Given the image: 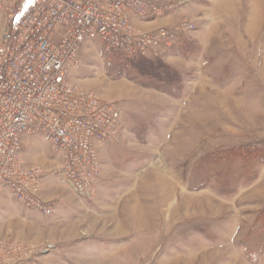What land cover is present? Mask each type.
<instances>
[{
    "label": "rangeland",
    "instance_id": "374dc122",
    "mask_svg": "<svg viewBox=\"0 0 264 264\" xmlns=\"http://www.w3.org/2000/svg\"><path fill=\"white\" fill-rule=\"evenodd\" d=\"M164 1L150 22L182 28L173 49L110 68L87 40L72 74L123 112L94 195L49 177L45 214L0 192V241L31 264H264V0ZM23 158L61 155L41 140Z\"/></svg>",
    "mask_w": 264,
    "mask_h": 264
},
{
    "label": "built area",
    "instance_id": "2783aa9c",
    "mask_svg": "<svg viewBox=\"0 0 264 264\" xmlns=\"http://www.w3.org/2000/svg\"><path fill=\"white\" fill-rule=\"evenodd\" d=\"M178 6L164 0H0V192L9 190L45 214L52 213L41 199L48 177L83 199L94 195L100 150L118 138L123 112L73 82L84 43L99 41L110 68L171 50L182 28L145 31L139 24ZM32 134L43 136L60 163L50 169L25 163L22 138ZM24 255L21 246L0 241V264H31Z\"/></svg>",
    "mask_w": 264,
    "mask_h": 264
},
{
    "label": "crops",
    "instance_id": "0c3cea01",
    "mask_svg": "<svg viewBox=\"0 0 264 264\" xmlns=\"http://www.w3.org/2000/svg\"><path fill=\"white\" fill-rule=\"evenodd\" d=\"M166 23H169L168 22V19H167V21L165 20V19H162V20H158V21H154V22H142V23H140L141 24V26L146 30V31H154V30H156L157 28H159L161 25H164V24H166ZM140 24H139V26H140ZM43 140V142L44 143H46L45 142V140H44V138H43V136L42 135H40V134H32V135H26V136H24L23 138H22V141H23V145H24V151H25V147H26V145L27 144H31L32 143V145L33 146H36L38 143H40V141L41 140ZM47 144V143H46ZM48 145V144H47ZM39 147L41 148V149H43L40 145H39ZM44 151V150H43ZM25 155H26V153H25ZM60 160H53L54 161V166L55 165H57L58 163H60V161H61V158H59ZM27 165L29 166V167H32L29 163H27ZM53 167V166H52ZM49 178V177H48ZM48 178L45 180V182H44V184L47 182V180H48ZM53 179H55V181L58 183V184H61V182L59 181V179L58 178H56V177H52ZM61 185H63V184H61ZM63 186H66V187H69V189L71 188L70 186H67V185H63ZM72 189V188H71ZM73 190V189H72Z\"/></svg>",
    "mask_w": 264,
    "mask_h": 264
},
{
    "label": "trees",
    "instance_id": "16d2710c",
    "mask_svg": "<svg viewBox=\"0 0 264 264\" xmlns=\"http://www.w3.org/2000/svg\"><path fill=\"white\" fill-rule=\"evenodd\" d=\"M175 47V46H174ZM173 47V48H174ZM172 48V49H173ZM140 60V59H139ZM141 60H143V59H141ZM139 61L138 60H136V61H132V62H130V65H131V67H133V65L135 64V66H137V63H138Z\"/></svg>",
    "mask_w": 264,
    "mask_h": 264
}]
</instances>
